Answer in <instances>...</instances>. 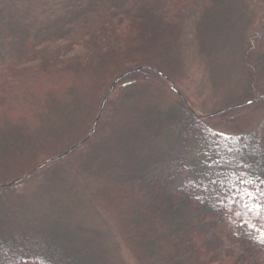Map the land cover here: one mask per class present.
I'll return each instance as SVG.
<instances>
[{
  "label": "trees",
  "instance_id": "1",
  "mask_svg": "<svg viewBox=\"0 0 264 264\" xmlns=\"http://www.w3.org/2000/svg\"><path fill=\"white\" fill-rule=\"evenodd\" d=\"M18 1L0 0V42L8 51L0 62V152L12 154L18 141L24 147L22 158L11 157L8 167L0 165V264H125L118 252L121 237L140 264H264V208L255 199L258 188H264V125L217 135L176 85L175 57L181 50L173 44L184 32L185 15L194 0H64L69 7L62 14L49 16L43 8L37 21L22 20L9 11ZM250 3L200 0L196 21L200 46L211 57L203 51L202 55L217 65L216 53L229 45L234 33L247 36L236 64L241 70L238 81L246 75L237 99L249 101L246 105L264 102V78L259 80L264 77V59L259 70L249 68L248 53L252 41L264 58V5L256 17ZM231 10L239 14L240 32L232 31L234 20L224 35L208 30L211 13L228 15ZM124 24L127 29L137 27L132 38H124L126 32L116 34ZM77 46L85 47L86 53L66 54ZM171 48H176L174 59L165 55L157 61L159 51L170 54ZM113 84L112 91L117 87L119 93L107 99L89 136ZM144 86L152 93L138 96ZM41 87L45 90L39 98L35 90ZM135 94L138 107L153 100L169 107L153 105L142 114L129 104ZM62 100L67 105L64 115L58 109ZM90 100L94 109L85 127L72 132L64 145L52 130L40 133L48 127L41 125L43 120L53 117L61 124L67 110H75L79 101H86V108ZM106 130L108 137L101 138ZM36 133L40 141L34 149L30 140ZM76 144L89 150L84 162L77 161L82 148L74 149L73 156L59 157ZM41 159L50 160L51 166L39 168ZM104 159L112 166L110 172L100 170L99 165L107 164ZM186 172H191L192 182L178 184ZM24 174H29L27 179L9 184ZM66 175L83 180L85 186L77 192V182L69 183L75 191L68 186L58 191ZM30 185H36L34 190L24 194ZM248 191L255 195L249 198ZM79 197L84 201L78 207ZM96 206L113 214L118 231L98 224L102 219Z\"/></svg>",
  "mask_w": 264,
  "mask_h": 264
},
{
  "label": "rangeland",
  "instance_id": "2",
  "mask_svg": "<svg viewBox=\"0 0 264 264\" xmlns=\"http://www.w3.org/2000/svg\"><path fill=\"white\" fill-rule=\"evenodd\" d=\"M1 1H3V0H1ZM33 2H34L33 0H32V2L30 0H19L15 6L9 8V11L13 12V14L17 15L22 20L24 19V20H29V21H37V19H39V16H37V14L41 13L43 8H47L49 16H51V14H52L54 16L56 15V17H57L65 11V8L67 9L69 7L68 4H66V3L64 4V2H65L64 0H35L36 3L35 2L33 3ZM263 5H264V0H251L250 9L254 10V12L256 13L255 14L256 17L259 16V13H260L261 9L263 8ZM161 8L163 10V7H161ZM200 9H201L200 0H194L193 3H191V5L188 8V11L185 15L184 32L181 35V37H178L177 42L173 44V46L177 47V49H179V47H180L181 56L179 58H177L178 56L177 57L173 56V55H176V54H174V52L176 51V48L174 50L171 48L173 51L170 54L169 53L165 54L164 53L165 51L161 50V51H159V54L156 58V59H158L157 61L164 60L165 55L170 56V57L172 56L173 59H174V57L176 59H178V68L177 69L179 72L177 75H175V77L177 76V80H178L179 84H176V85L179 88V90H181L180 92H183V94H185V97L188 99L189 104L192 106L191 108L196 112V114L198 116L211 114V116L207 117L206 119H207V122L209 123V125L213 131L220 133V134H224V135H234V134H239V133L241 134V133H245L247 131H250V130L258 127L261 124L264 125V102H253V103L246 105L249 101H247L245 103H239L240 101H238V99H237V97L241 96V92L243 90L244 83H245L244 80L246 79V75H245L244 76L245 78L243 77V79L241 81H238L239 73H238V78H236L237 72L241 71L237 66L239 64L238 59H240L238 56H239L240 52H243L245 50L243 48L242 44L244 42H245L244 43L245 45L247 44V42H246L247 36L245 34L241 35V32L239 30L241 28V24H237V22L239 20L238 19L239 14H237V12H235V10H231L230 12H232V13H229L228 15H226V14L220 15V14H216V13H211L212 18H210V20L208 21V23H210V24L207 25L209 31L214 30V32H215L214 34L224 35L226 30H229V26L234 24L233 23V20H234L235 25H232L231 29H234V30H232L234 32L237 30H239L237 32H240L239 34L234 33L235 35L234 34L232 35L231 42L229 43V45L227 47H225V48L220 47V51H218V53H216V54H220V56L217 57V59H218V65H217V63H216L217 61L212 59V61L209 62L207 60L206 57L207 56L211 57V54L205 53L204 49L202 50L200 43H199L200 39H199V35H198L197 29H196V26H197L196 21L199 17ZM154 14H155V12H154ZM40 19H43V17ZM210 21H212V22H210ZM129 25H130V23H129ZM234 26L236 27V30H235ZM135 27L133 25L132 27L127 29L126 24L121 25V26L116 28V34L119 35L120 32H123L125 35V32H126L127 36H124V38H127V37L132 38L133 31L136 30ZM137 31H138V29H137ZM209 31H207V32H209ZM251 31H253V29ZM249 44L251 47V49L248 51L249 60L250 59L252 60L249 68L254 67V68L259 70V66L262 67L261 59H264V58H262L263 54L261 51L257 52V48H258L257 46L251 45L252 41H250ZM200 48H201V50H200ZM159 49H161V48H159ZM211 49L212 48H206L207 52H211L212 54H214L213 51H211ZM59 50H60V54H62L64 51V48H60ZM202 51L205 53V55L207 54L206 57L204 55H202L203 54ZM224 52L228 53V54H225V56L229 57V60L225 59L227 57H225L223 55ZM85 53H86L85 47L80 48L77 46L75 49H71V51L69 53H66V54L68 56H69V54H76L79 57L80 55H83ZM99 53L104 54L103 51H100ZM214 55H213V57H215ZM221 55H223V57H224L222 60H221V58H222ZM6 56L8 57V51L3 46V44L0 42V62L2 60L6 59ZM108 62L111 65L112 61H108ZM114 62H115V64L118 63L117 60L113 61V63ZM104 64L108 66L107 62L103 63V65ZM103 65L101 64L100 66H97L96 67L97 70H100L101 69L100 67H102ZM215 67H216V69H214ZM213 69L216 72H214ZM263 78L264 77H260L259 80L263 81ZM233 79H236L238 82L236 87L234 86L235 80H233ZM241 83L243 85H240ZM171 86H173V84H171ZM113 87H114V84H113V86H111L112 90H113ZM111 88L107 92L104 99H106L107 96H108L107 97V99H108L110 97V95H111V98H113V96L116 97L117 94L119 93V90L116 89L117 87L115 88L114 91H112ZM43 90H45V89H43V87H41V90H39V88L35 90L36 95L39 96V98L43 97V96H41V94H43V92H42ZM148 93L151 94L152 90L148 86H144L143 90H141V92L138 93V96L141 94L147 96ZM168 93H170L174 98L177 99L176 95L173 94V92L169 91ZM251 98L252 97H250L249 99L246 98V100H251ZM107 99H106V101H107ZM136 100H137V98H136V94H135L134 98H132L129 101V104L133 105V106L134 105L137 106ZM85 102H84V104H82L80 101L77 102V105L75 106V110L73 109L72 112L70 110H67V115L64 118L65 120L63 119L64 122H62V120H61V124L60 123L55 124L53 117L47 119V121L43 120V122H41V125L47 124L48 127L41 129L40 133H47L46 131H48V133H49L52 130V132L55 133V137L57 139H59V145H64L66 143V141L70 138V134L72 132H77L76 130L81 132L83 130V128L85 127L84 125L87 121L86 119H88V117H89V113L90 114L92 113V112H90L91 109H92V111L94 109V104L91 100L88 102L89 105H87L86 108H83L85 105ZM160 103L157 100H153L151 102H146L145 104H143L139 107L137 106V107L139 110L142 109L141 110L142 114H144L143 111H145V112L151 111L150 109L153 105H158V106L160 105V107L162 109H163V107H165V108L169 107L167 103H165V104L162 102H160ZM104 106H105V104H104ZM66 107H67L66 102L62 100L60 103V106L58 107V109L61 111L62 115H64L63 114L64 113L63 108H66ZM229 107H231L230 110L228 109V111H226V112L219 113L220 110L222 111L223 109H226ZM100 108H101V106H100ZM220 108H222V109H220ZM99 112H100V110H99ZM82 113H83V117H84L83 119L80 118V114H82ZM80 119H81V122L83 121V123H79ZM38 123H35L34 125H38ZM34 128L35 127L33 126V129ZM0 130H2V129H0ZM16 132L17 131H15V133H14L15 138H17L19 136ZM108 132L109 131H107V130L105 132H102L100 134L101 138L108 137L107 136ZM40 133H39V135L36 133V135H34L30 140L31 146L34 149H35V147L39 146L38 142L40 141ZM0 135H1V131H0ZM0 141H1V139H0ZM98 143H99V141H98ZM64 147H66V146H64ZM72 147H69V149ZM76 148L81 149L82 147L76 146L74 149H76ZM23 149H24V147H23L22 143L20 141H18L15 148L13 149L12 154L7 153L6 155H4L3 151L0 152V165L5 163L4 167H6V166L8 167V166H10L8 160H10L11 157L13 160H16V158L18 159L19 158L18 156H20L22 158V155L24 152ZM68 150H65L64 152H62L59 155V157H63L62 155L67 156L71 153L73 156L74 155L73 150H72L73 152L71 151L65 155V153ZM80 151H81L80 156L78 155L77 161L79 158H81L82 162H84L85 161L84 157L89 152V150L85 147V148H82ZM9 155H11V156L9 157ZM8 157H9V159H7ZM24 157L28 158V153H26ZM50 160H54V158H52ZM50 160L44 162V159H41L38 162L39 168H42L43 166H45L44 167L45 169L49 168L51 166V164L49 163ZM104 162H106L107 164L103 168H102V165L101 166L99 165L100 170H102L104 172H106L108 170V172H110V168L112 166L109 168V164L106 161V159H104ZM111 163H113V162H111ZM39 171H41V169ZM42 174H44V173L43 172L40 173L39 175H37V177L41 176ZM26 175L27 174L18 176L15 180H18L20 177H23ZM28 176H29V174L27 175V177ZM66 177H67V179H66L65 183H62V184H59L56 186L58 188V191H60L63 187L68 186L70 192L75 191V190L77 192H79L80 189L85 186V183L81 179H80V183H79V182L75 181V179L71 178V175H66ZM192 177L193 176H192L191 172L182 173L179 176L177 183L180 184V183L192 182V180H193ZM25 179H27V178L23 177L22 179H20L19 181H16L15 183H17V182L20 183L22 180H25ZM15 180L11 181L9 184L10 185L15 184L14 183ZM30 182H32V181H30ZM75 182H77L78 185L75 187V190H74L73 187H71L69 185V183H75ZM35 186L36 185H30L27 188H25V190L23 191L24 194L31 193V191L34 190ZM22 187L23 188L26 187V183H24L22 185ZM130 197H131V195L128 196L126 203H127V201H128V203H130L129 202ZM81 201H84V200L82 197H79L78 207L81 205ZM46 203L48 204V202H46ZM51 203H53V202H50V205H52ZM39 204L42 205L41 202H39ZM97 209H98L97 214H98L99 218L102 219V221L98 222V224L103 225V223H104V225L106 227H108V229L111 228L112 233H114L115 231H118L116 221L113 219L114 218L113 214L110 211H107L104 213V212H102L103 210H101L99 207H97ZM25 217H28V216L25 215ZM29 218H32V217L29 216ZM17 219H19V218H17ZM79 220H81V219H79ZM11 223L15 224V221L14 222L11 221ZM36 224L41 225L37 221H36ZM7 226L8 225H3L1 228L5 231V230H7V228H5ZM148 226L150 227L151 224H148ZM9 234L11 235V232ZM6 235H8V233H6L4 235V237H6ZM31 235L32 236L36 235V231L31 232ZM38 236L41 237V234H38L37 237ZM119 238H120V235H119ZM4 239H6V238H4ZM33 239H36V237H33ZM75 239H77L76 236H74V240ZM120 239H121L120 244L119 243L117 244L119 246L118 252L122 256L125 264H140L137 257L130 250V247L127 245V243L124 242L122 237ZM93 245L94 244H89V246H87V248L89 250H91V249H93ZM144 249L146 250V246L144 247Z\"/></svg>",
  "mask_w": 264,
  "mask_h": 264
},
{
  "label": "snow or ice",
  "instance_id": "3",
  "mask_svg": "<svg viewBox=\"0 0 264 264\" xmlns=\"http://www.w3.org/2000/svg\"><path fill=\"white\" fill-rule=\"evenodd\" d=\"M217 135H223V134H217ZM229 151H232V149H229ZM248 182L251 183L252 181H248ZM241 183H245V181L241 180ZM260 184L264 185V180H261ZM246 194L249 196V198H252L255 195L251 191H248ZM255 199L257 206L260 208H264V188H258V196H256Z\"/></svg>",
  "mask_w": 264,
  "mask_h": 264
},
{
  "label": "water",
  "instance_id": "4",
  "mask_svg": "<svg viewBox=\"0 0 264 264\" xmlns=\"http://www.w3.org/2000/svg\"><path fill=\"white\" fill-rule=\"evenodd\" d=\"M111 90H112V88H111ZM111 90H110V91H111ZM107 97H108V96H107ZM107 97H106V99H107ZM106 99H104V101L102 102V105H101V108H100L99 115H98V117H97V119H96V121H95L94 126L92 127V129H91V131H90V133H89V136H91V135L94 133V131H95L96 122L98 121L99 117H100L101 114H102V111H103V108H104V104H105V102H106ZM209 116H211V114H208V115H201L200 118H201V119H205V118H207V117H209ZM89 136H88V137H89ZM78 145H79V144H76L75 146H73L72 148H70V149L65 153V155H66L67 153L71 152V151H72L76 146H78ZM62 156H64V155H62ZM23 177H27V175H26V176H23ZM23 177H20L18 180H15L14 183H15L16 181H19V180L22 179Z\"/></svg>",
  "mask_w": 264,
  "mask_h": 264
}]
</instances>
